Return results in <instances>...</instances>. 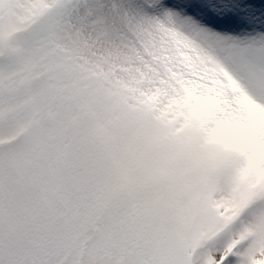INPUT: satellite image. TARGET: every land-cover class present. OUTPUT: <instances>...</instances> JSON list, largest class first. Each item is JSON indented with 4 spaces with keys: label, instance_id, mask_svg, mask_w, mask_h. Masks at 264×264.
Masks as SVG:
<instances>
[{
    "label": "snow or ice",
    "instance_id": "1",
    "mask_svg": "<svg viewBox=\"0 0 264 264\" xmlns=\"http://www.w3.org/2000/svg\"><path fill=\"white\" fill-rule=\"evenodd\" d=\"M0 264H264V0H0Z\"/></svg>",
    "mask_w": 264,
    "mask_h": 264
}]
</instances>
